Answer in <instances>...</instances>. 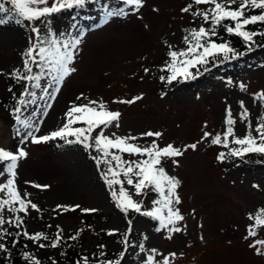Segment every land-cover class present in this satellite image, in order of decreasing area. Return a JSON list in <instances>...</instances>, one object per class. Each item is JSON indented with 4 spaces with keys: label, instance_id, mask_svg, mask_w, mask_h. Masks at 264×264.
Wrapping results in <instances>:
<instances>
[{
    "label": "rangeland",
    "instance_id": "374dc122",
    "mask_svg": "<svg viewBox=\"0 0 264 264\" xmlns=\"http://www.w3.org/2000/svg\"><path fill=\"white\" fill-rule=\"evenodd\" d=\"M191 2L145 0L137 14L114 17L107 23L102 7L81 10L67 31L61 32V27L57 28L59 34L83 32L76 61L78 71L66 78L55 99H40L42 90L36 89V103L22 105L20 113L22 119L32 118L39 124L40 131L36 135H45L62 126L66 110L83 93L89 99H103L110 109L122 113L120 127L105 130L109 135L112 132L121 136L131 134L138 137L137 143L145 145L155 138H140V134L151 130L163 133L157 140L161 147L172 143L183 148L197 143L195 150L188 149L175 158L178 164H173L170 159L165 162L168 173L181 181L178 207L185 217L178 223L184 231L172 234L171 239L167 238L166 230L156 231L158 227L153 219L135 212L125 215L116 207L109 186L91 158L95 155L94 150L89 152L79 144L67 145L59 139L40 144L29 140L20 145V136L16 135L20 126L6 110L11 94L6 76L13 69L23 70L22 54L33 34L27 22L17 24L13 20L0 25V147L15 151L18 146H23L29 153L19 162L17 185L22 194L30 193L28 199L40 209H29L26 216L21 213L28 231H43L49 237L47 241L30 243V249L37 252L42 264H64L56 261L58 251L55 248L38 246L39 243H51L57 234V226L63 229L64 237L82 229L79 238L90 260H98L102 250H106L111 259L116 258L123 250L120 240L129 219L133 221L129 240L136 246L128 249L122 264H142L147 255L139 252L137 233L146 234L144 244L147 249L155 247L165 255L176 253L172 264H264V255H257L248 246L253 238L245 239L246 227L251 223L248 214H254L264 206V161L254 168L236 165L229 157L220 161L217 156L227 149L211 144L210 138L201 139L205 131L223 133L229 106L237 120L236 135L243 136L247 128L239 119L240 101L249 109L253 128L259 117L264 116V102L253 98V94L264 90V65L259 61L262 50H250L243 64L231 65L219 75L206 72L195 80L171 85L161 81L159 77L167 74L161 69L170 59L168 45L184 48V29L203 23L190 12L181 11ZM108 6L123 5L121 0H109ZM196 7L208 6L194 5L193 10ZM53 17L47 24L35 23L44 29L45 25L54 23ZM145 68L150 71L145 72ZM241 82L246 85L244 91L239 87ZM22 83L24 92L27 82ZM137 95L143 98L131 105L112 103ZM124 158L136 157L124 154ZM6 178L0 177V183ZM33 184L49 187L36 188ZM125 187L129 186L125 184ZM129 190L134 191L130 187ZM134 198L144 199L146 208L152 206L154 199L149 194ZM57 205L80 207L64 211ZM84 208L97 211L85 213L81 210ZM3 214L11 213L5 210ZM111 229L119 232L109 235ZM100 234L108 236L104 244ZM262 237L264 229L258 230L256 238ZM100 245L105 247L101 249Z\"/></svg>",
    "mask_w": 264,
    "mask_h": 264
},
{
    "label": "snow or ice",
    "instance_id": "6c2138e0",
    "mask_svg": "<svg viewBox=\"0 0 264 264\" xmlns=\"http://www.w3.org/2000/svg\"><path fill=\"white\" fill-rule=\"evenodd\" d=\"M99 0H97V3ZM145 0H121L122 7H109L108 4L102 5L103 19L107 23L114 17H127L137 14L144 6ZM90 0H0V25H5L9 21L17 24L27 22L30 32V44L24 51L23 70L13 69L10 76L18 81H25L30 84L31 89H41L40 99H55L61 90L66 78L78 71L76 61L82 44L83 32L79 34H58L48 29L43 32L36 25V21L43 24L49 22L53 14L69 9H84ZM10 5V7H9ZM208 6L206 8L193 6ZM258 10V11H257ZM184 13H191L193 17L200 18L203 23L198 27L184 29L183 36L185 47L175 49L168 45L167 56L170 58L161 71L166 75H161L159 79L171 85L174 82L195 80L198 75L209 71L210 64H221L239 58L246 53L239 52L232 46L231 41L220 37L219 29H223L229 35L240 37L246 50H251L255 45L256 37H264V30H253L249 26L264 25V0H192L181 9ZM251 13V14H249ZM207 25V27L205 26ZM38 69L37 71H34ZM145 72L150 70L145 68ZM42 81L44 84L42 85ZM231 83V81H229ZM242 91L246 90V85L240 83ZM143 98L137 95L131 99L113 100L112 103L134 104ZM254 100L264 102V90L253 94ZM37 92L25 88V94L18 101L19 105L35 104ZM86 100L87 102H80ZM77 102H72L64 114L62 126L45 135H36L40 131L39 124L34 123L32 118H21V107L15 108L17 127L16 135L20 136V145L27 141L33 144L46 143L56 139L64 141L67 145L79 144L86 151H95L99 155H92L101 176L109 186L112 200L125 215L129 212L149 217L159 222L157 232L166 230L169 239L172 234L184 231L178 226L179 222L184 221L178 205L181 198L178 193L181 181L170 175L165 167V162L171 160L173 164H178L175 158L180 157L188 149L195 150L197 143L185 145L183 148L169 143L161 147L157 140L163 136L160 131H147L140 134V138L153 137L150 144L141 145L137 143V136L117 135L112 132L110 135L105 130L111 127H120L122 113L119 110L110 109L107 102L89 99L81 93ZM241 111L239 119L246 123V132L243 136H237L235 124L237 120L233 118L231 107L226 109L224 123L226 125L223 133L213 134L205 131L202 140L211 139V144L222 145L226 152H220L217 159L220 161L228 157L243 159L249 154H259L264 156V116L259 117L258 122L253 128L250 119L249 109L240 101ZM51 105H49L50 107ZM46 114V112H45ZM35 115V113H34ZM80 125V126H75ZM23 130V132L21 131ZM124 154L135 159H125ZM29 153L23 146H18L15 151L10 148L0 147V177L6 176V180L0 183V239L7 236L23 235L29 240L39 242L47 241L49 237L43 232L29 233L26 228L22 232L15 234L8 231L5 225H14L22 228L24 216L29 209L39 211V206L33 203L28 197L30 193H21L17 185V169L19 162L28 157ZM103 165V168L101 166ZM30 183V182H26ZM134 191H130L129 187ZM36 188L46 189L49 185L33 184ZM258 187V185L256 186ZM149 192L158 194V198L153 199L151 207H145L144 199L135 197H146ZM79 205L64 206L57 205L58 209L64 211L75 210ZM7 210L10 215L7 219L3 215ZM83 212H95L97 209L84 208ZM21 213L24 216L20 215ZM248 219L251 223L246 227L245 239L253 238L249 247L253 248L257 255H264V237L256 238L258 230L264 229V206L259 207L255 213H249ZM128 228L124 232L120 243L123 250L114 259H98L96 264H122L126 252L130 247H135L130 243L129 234L132 231L133 221H127ZM50 227V226H49ZM81 230L69 237L76 240ZM63 229L57 226V234L50 244L39 243L40 248H56L63 239ZM118 229L109 230V235L118 233ZM146 240L147 237H144ZM201 239L203 237L201 236ZM15 243V240H13ZM101 249L105 246L100 245ZM140 253H147L142 260V264H172L176 253L162 254L155 247L146 249L145 244H138ZM0 251L7 253L9 250L5 243H0ZM106 253L100 251L99 256L104 257ZM181 255H183L181 253ZM23 257L27 264H42L34 254L25 251ZM158 257H160L158 259ZM83 264H89L88 257H82ZM55 264V262H53ZM80 264V262H77Z\"/></svg>",
    "mask_w": 264,
    "mask_h": 264
},
{
    "label": "trees",
    "instance_id": "16d2710c",
    "mask_svg": "<svg viewBox=\"0 0 264 264\" xmlns=\"http://www.w3.org/2000/svg\"><path fill=\"white\" fill-rule=\"evenodd\" d=\"M108 3H109V0H99L98 3H97V0H90V3L86 5L84 9L97 10V9H100L102 5L108 4ZM81 10L83 9H69V10H65V11H61L59 13L53 14L54 15L53 20L56 25H54V23L45 25L42 31L46 33L48 29H51L52 32L58 33L57 28L59 27H61V32L67 31L70 28V25L73 24L74 20H76L77 15L79 14ZM249 27L253 30H257V29L264 30V25H252ZM219 34L222 39L231 41L232 46L235 47L239 52H244L246 54L241 55L237 59H233V60L221 63V64H210L208 66L209 71H207V73L211 72V73H215L218 75L224 72L231 65L243 64L245 62L247 52H249V50H246L245 44L240 37L227 34L226 32H224L222 28L219 29ZM255 41L256 43L252 47V49L261 48L262 53L259 55V61L262 65H264V37H256ZM37 70L38 69L34 68V71H37ZM202 73H206V72L202 71ZM6 78H7L6 79L7 86L11 93L9 99L6 102V110L10 113L12 118L16 119V113L14 110L16 107H22V105L18 104V101L22 93L23 94L25 93V90L23 92L24 86H23L22 81H18L10 75H7ZM26 87L29 88L30 91L36 90V89H31L30 84L28 82L26 83ZM95 155H99V154L95 152ZM229 159L233 161L236 165L254 168L258 164V162L264 161V156H261L259 154H249L245 156L243 159L236 158V157H229ZM148 194L154 199L158 198V194L156 193L149 192ZM10 215H13V214L11 213ZM10 215H6L5 218L7 219ZM153 221L156 227H159V222L156 220H153ZM5 227L8 229L9 232L13 234H15L16 232H22L23 228H26L28 231L25 220H24V225L22 226V228L18 229L14 225H7V224L5 225ZM28 232L31 233L30 231ZM136 235L140 242H143V243L145 242L144 237H146V234L137 233ZM79 236L76 240H71L69 239V237L63 236L61 243L55 248L58 251L57 256H55L56 257L55 259L57 262L61 263L62 261L64 264H77V262H80V264H83L82 257L89 258V253L83 250L82 241H81V238H79ZM99 238L102 244H104L108 236L104 234H100ZM13 240H15V243H13ZM0 243H5L9 250L7 253L0 251V264H27L26 259L23 257V253L25 251L34 254L43 263V260L38 256L37 252L32 251L30 249L31 240H29L27 237L23 235L7 236L4 239H0ZM102 251H104L106 255L104 257H100L99 259H111L110 254L107 253L106 250H102ZM96 262L97 260L94 261V260H90L89 258V264H96Z\"/></svg>",
    "mask_w": 264,
    "mask_h": 264
}]
</instances>
